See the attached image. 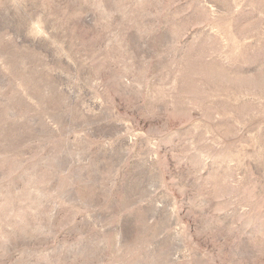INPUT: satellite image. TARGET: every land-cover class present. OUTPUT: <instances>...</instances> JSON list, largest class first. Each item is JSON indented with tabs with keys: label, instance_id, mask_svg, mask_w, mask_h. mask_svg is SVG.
Listing matches in <instances>:
<instances>
[{
	"label": "rangeland",
	"instance_id": "rangeland-1",
	"mask_svg": "<svg viewBox=\"0 0 264 264\" xmlns=\"http://www.w3.org/2000/svg\"><path fill=\"white\" fill-rule=\"evenodd\" d=\"M0 264H264V0H0Z\"/></svg>",
	"mask_w": 264,
	"mask_h": 264
}]
</instances>
